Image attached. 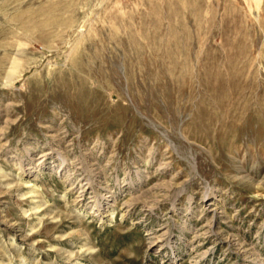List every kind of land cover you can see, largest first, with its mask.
I'll use <instances>...</instances> for the list:
<instances>
[{
    "label": "rangeland",
    "instance_id": "obj_1",
    "mask_svg": "<svg viewBox=\"0 0 264 264\" xmlns=\"http://www.w3.org/2000/svg\"><path fill=\"white\" fill-rule=\"evenodd\" d=\"M0 264H264V0H0Z\"/></svg>",
    "mask_w": 264,
    "mask_h": 264
},
{
    "label": "bare ground",
    "instance_id": "obj_2",
    "mask_svg": "<svg viewBox=\"0 0 264 264\" xmlns=\"http://www.w3.org/2000/svg\"><path fill=\"white\" fill-rule=\"evenodd\" d=\"M38 196V195H37ZM37 209V208H36ZM37 211V210H36Z\"/></svg>",
    "mask_w": 264,
    "mask_h": 264
}]
</instances>
